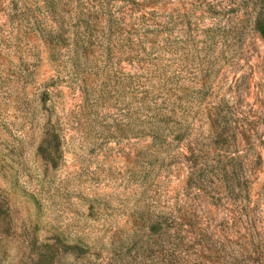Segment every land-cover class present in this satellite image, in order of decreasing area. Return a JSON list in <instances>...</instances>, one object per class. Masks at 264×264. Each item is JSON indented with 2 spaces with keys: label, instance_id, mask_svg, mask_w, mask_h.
Here are the masks:
<instances>
[{
  "label": "rangeland",
  "instance_id": "obj_1",
  "mask_svg": "<svg viewBox=\"0 0 264 264\" xmlns=\"http://www.w3.org/2000/svg\"><path fill=\"white\" fill-rule=\"evenodd\" d=\"M0 264H264V0H0Z\"/></svg>",
  "mask_w": 264,
  "mask_h": 264
},
{
  "label": "trees",
  "instance_id": "obj_2",
  "mask_svg": "<svg viewBox=\"0 0 264 264\" xmlns=\"http://www.w3.org/2000/svg\"><path fill=\"white\" fill-rule=\"evenodd\" d=\"M154 236V235H153ZM153 236H151V237H153Z\"/></svg>",
  "mask_w": 264,
  "mask_h": 264
}]
</instances>
